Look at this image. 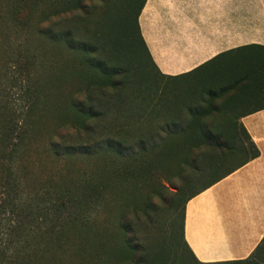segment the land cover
<instances>
[{
  "label": "rangeland",
  "instance_id": "374dc122",
  "mask_svg": "<svg viewBox=\"0 0 264 264\" xmlns=\"http://www.w3.org/2000/svg\"><path fill=\"white\" fill-rule=\"evenodd\" d=\"M126 1L98 0L91 17L82 20L88 18L83 11L72 12L71 17L65 12L70 0H0V264H91L85 205L79 206L77 200L84 199L85 182L91 173L102 172L107 162L101 157L65 153L64 145L76 140L70 130L72 98L90 97L93 91L97 95L103 89L104 98L96 99L94 94L91 99L97 111L105 112L100 120L109 126L128 125L146 132L168 124L170 130L163 132L164 137L173 140L188 135L182 130L192 122L191 114L198 106L192 99L210 79L202 73L163 79L146 64L137 68L123 46L122 27L115 29ZM103 21L114 24L106 39L110 48L115 51L117 41L121 45L117 44L114 61L98 71L96 66L102 60L93 33L102 31ZM70 28L75 39L91 51L89 61L54 36ZM217 71L223 75L225 68ZM90 118L88 121H96ZM173 127L181 131L170 132ZM165 153L159 164L157 155L139 156L135 164L145 173L142 180H129L119 202L109 211L99 208L101 234L109 231L113 235L114 250L111 258L96 251L97 264H131L129 241L140 243L137 258L145 247L146 254L159 258V264H196L170 235L173 193L188 169L180 171L172 151ZM203 153L212 154L206 149L192 152L201 154L200 165ZM112 160L127 169L134 165L133 159ZM241 161L239 155L227 159L217 173L208 171L186 192L199 191ZM148 195L147 217L133 225L132 231L126 230L128 220H134L129 212L141 209ZM61 205L65 206L58 208ZM10 226L15 229L9 239ZM240 264H264V244L250 262Z\"/></svg>",
  "mask_w": 264,
  "mask_h": 264
},
{
  "label": "trees",
  "instance_id": "16d2710c",
  "mask_svg": "<svg viewBox=\"0 0 264 264\" xmlns=\"http://www.w3.org/2000/svg\"><path fill=\"white\" fill-rule=\"evenodd\" d=\"M97 2L98 0H70V4L67 8L68 11L66 10L65 12H70L71 17L72 12L79 10L83 11L84 15H88V18L82 20H88ZM105 2H111V0H105ZM145 2L146 0H127L122 8V11H124L122 18H118L116 21L117 24L115 29L118 30L122 27L124 34L122 38L123 46L125 50L134 57L133 60L137 68L143 69L146 64L148 69L152 68L154 72L163 79L179 78V76H165L159 72L142 38L138 25V17ZM113 25H111V22L103 21V24H100V26L104 33L102 31L99 32L97 29L93 33L94 42L98 43L100 46L97 50L102 60L96 66L98 71H103L107 63L114 61L117 53L115 51L119 50L118 48L121 45V42L117 41L115 44V51H113L110 48L111 46L108 45V42H106L108 38L107 34L113 31ZM133 29L135 34L133 33ZM54 36L56 39H59V41L65 42L69 48L78 51L83 60L89 61L88 56L91 51L85 49L86 43L75 39L71 28L60 30L58 33L55 32ZM117 44H119V46H117ZM209 63L214 64L211 67L212 70H215V68H225V73H223V75H226V78L218 74L221 73V71L218 72L217 69L213 75L210 74V76L206 77L210 79L209 84L201 89L197 97H193L192 99L198 102V106L195 107V109H197L196 112L191 114L192 122L185 131L182 130L188 133L186 137H178L173 140L164 137V135H162L163 132L170 130L169 126H167L168 124H165L163 127L150 129L146 132H137L128 125L109 126L103 122L104 120H100V117L105 115V112L97 111L94 99H91V96L93 97L94 94L96 95V91H93L90 97L87 94L88 97H75L70 100V109L72 112L70 130L76 140L73 144L71 143L70 146L64 145L66 150L65 153L92 159L101 157L107 162V167L102 172L95 171L91 173L85 182L84 195L82 196L84 199L82 198V200H80V198H78L77 200L79 206H81L82 203L85 205L86 220L84 222V228L87 234V246L90 253L91 264H97L98 255L95 256L96 251L100 250L104 255L106 254L108 258H111L114 250L113 235L110 234L109 231L105 232L103 235L101 234V226L97 220V215L100 214L99 208L102 207L103 211H105L106 208L109 211L119 202L129 180H142L145 173L139 165L135 164L139 156L141 157L147 154L157 155L159 156V164V160L163 158L165 151H172V154L175 156L174 159L177 158L174 163L178 164L180 171H182V167L188 169L182 185L177 186L176 191L173 193L174 199L170 206V235L173 239L177 238L178 243L190 254L192 260L196 264H199L196 259H194L184 239L186 204L192 197L201 191L230 174L236 168L259 156L258 148L251 140L244 127L241 124L230 123V116L233 113L231 107L234 102L232 103L226 99L219 101L218 99L224 93L236 90L239 85L244 83V86L247 85L251 88L253 97L255 96L256 100H264V47L253 45L241 48L236 51L222 54L206 63V65ZM196 70L192 72V75H194ZM221 76L222 78H219ZM225 79L230 82L227 86H224L223 82L219 83L220 80ZM125 85L126 83L123 84V86ZM98 91L96 99L97 97L104 98L106 96L103 89ZM147 101V98H145L144 104H146ZM93 110H96V112L90 115V112ZM88 117H92V120L94 119L96 121H88L91 119H88ZM204 125L208 127L204 128ZM99 127L102 129H99ZM180 131L181 130L176 131L173 127L170 132L178 133ZM240 135H242L243 138H241ZM202 149L209 150L212 154L203 153L204 159H202V165H200L198 160L201 154L195 156L192 155V152ZM235 155L242 157V161L239 165L217 177L199 191L192 193L186 192V189L193 181L203 177L208 171H211V174L217 173L221 167L224 166L227 159ZM112 158L115 160L124 159L128 161L133 159L134 165L131 169H127L125 166H119ZM108 194H111L112 197L107 198ZM150 203L151 198L148 195L143 199L142 205L140 206L142 207L141 209L135 207L129 212V215L131 214L134 220L132 223L131 220H128L125 226L126 230L130 229V231H132L133 225H137L141 221H144L147 217ZM64 206L65 205H61L58 208ZM74 221L76 220L74 219ZM14 229L15 227L13 226L8 227L10 235H7V237L9 239L14 236L12 235ZM128 244L132 250V255L129 260L131 264L160 263L156 255L146 254L148 250L145 247H142L141 255L139 256L138 254V259L136 253L140 252V243L136 242L135 245H133V243L129 241ZM263 244L264 239L252 257L246 260L221 264L250 262L253 257L261 251Z\"/></svg>",
  "mask_w": 264,
  "mask_h": 264
},
{
  "label": "crops",
  "instance_id": "0c3cea01",
  "mask_svg": "<svg viewBox=\"0 0 264 264\" xmlns=\"http://www.w3.org/2000/svg\"><path fill=\"white\" fill-rule=\"evenodd\" d=\"M138 25L161 74L183 78L203 66L194 75L208 77L214 58L264 47V0H146ZM244 85L218 100L234 102L230 123L244 127L259 156L187 202L184 239L199 264L246 260L264 239V100Z\"/></svg>",
  "mask_w": 264,
  "mask_h": 264
}]
</instances>
